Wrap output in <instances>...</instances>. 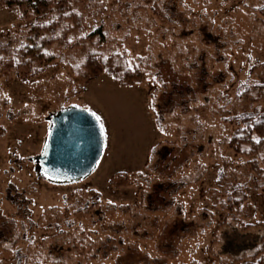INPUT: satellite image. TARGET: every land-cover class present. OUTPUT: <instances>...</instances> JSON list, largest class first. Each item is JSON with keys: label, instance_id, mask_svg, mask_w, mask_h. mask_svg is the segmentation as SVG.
Instances as JSON below:
<instances>
[{"label": "rangeland", "instance_id": "obj_1", "mask_svg": "<svg viewBox=\"0 0 264 264\" xmlns=\"http://www.w3.org/2000/svg\"><path fill=\"white\" fill-rule=\"evenodd\" d=\"M263 5L72 0L80 20L69 38L80 46L69 49L42 46L33 19L0 7V60L20 59L25 46L54 57L28 80L0 67V264H240L264 250V142L236 153L240 126L225 121L264 111L254 88L264 79ZM99 28L103 47L83 40ZM91 54L112 58L125 85L89 78ZM70 108L100 117L106 149L89 177L54 184L34 158L50 115ZM235 196L247 231L232 217ZM240 238L257 246L235 253Z\"/></svg>", "mask_w": 264, "mask_h": 264}, {"label": "trees", "instance_id": "obj_2", "mask_svg": "<svg viewBox=\"0 0 264 264\" xmlns=\"http://www.w3.org/2000/svg\"><path fill=\"white\" fill-rule=\"evenodd\" d=\"M146 1L152 3V0ZM0 7L17 9L20 12V19L22 21L33 19L30 24V31L34 34L35 38L40 39L41 45L44 47H50L54 44L61 45L68 49L80 46L79 42H74L69 38L79 27L78 22L80 20V15L72 7V0H0ZM151 8L156 14L161 16L155 4H153ZM257 11L264 16V5L258 8ZM54 13H57L55 17L52 16ZM95 39H98L99 47H103L104 44L107 43L103 28L97 29L83 40L92 42ZM42 46H25L23 49L19 50V52H21V55L19 54L20 59L14 57L6 61L0 60V67L8 71H16L17 75L23 77L25 80L33 78L41 72L48 70L54 61V57H46L44 55ZM31 59H35L38 63V69L33 67ZM85 68L88 71L89 78L107 75L120 82L121 85H125L122 79L117 75L118 67L112 63V58H106L100 54H91L87 58ZM127 84L130 85L134 83L129 82ZM252 87L253 86L246 84L244 86L245 92L251 91ZM254 88L260 92H264V79L254 84ZM225 121L231 123L236 122L240 126L229 143L230 148L236 153H242L241 148L244 144L264 142V111L256 109L251 112H244L228 117ZM255 136L259 138L258 142L255 140ZM253 167L258 173H262L257 163H253ZM39 172L43 176L40 170ZM220 179H225L223 171L220 173ZM162 186L163 185H157L155 189L158 190L162 188ZM237 190L240 191V188H237ZM237 197L238 196H235L229 199L232 207V217H234V221L243 231H247L252 225L246 224L234 216L236 212L234 211L233 204L238 208L241 206V201L238 200ZM8 201L12 203L18 202L17 197L13 196L10 190L8 192ZM240 240L241 244L237 246L238 250H236L235 253L239 254L241 251L252 250L257 246L256 243L247 244L246 239L240 238ZM240 261V264H264V250H259L258 254L252 260Z\"/></svg>", "mask_w": 264, "mask_h": 264}, {"label": "water", "instance_id": "obj_3", "mask_svg": "<svg viewBox=\"0 0 264 264\" xmlns=\"http://www.w3.org/2000/svg\"><path fill=\"white\" fill-rule=\"evenodd\" d=\"M51 128L42 154L35 158L43 176L54 184L80 182L101 162L106 134L91 112L70 108L50 115Z\"/></svg>", "mask_w": 264, "mask_h": 264}, {"label": "snow or ice", "instance_id": "obj_4", "mask_svg": "<svg viewBox=\"0 0 264 264\" xmlns=\"http://www.w3.org/2000/svg\"><path fill=\"white\" fill-rule=\"evenodd\" d=\"M85 111H90V110H85ZM92 115H93V116H96L95 113H92ZM96 119H97V120H100V117H99V116H96ZM101 128L103 129V125H101ZM109 203L111 204L112 201H109Z\"/></svg>", "mask_w": 264, "mask_h": 264}]
</instances>
